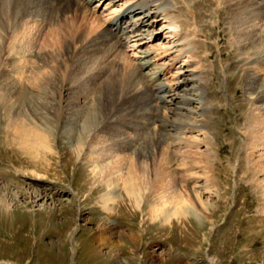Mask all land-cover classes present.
Here are the masks:
<instances>
[{
	"label": "rangeland",
	"instance_id": "1",
	"mask_svg": "<svg viewBox=\"0 0 264 264\" xmlns=\"http://www.w3.org/2000/svg\"><path fill=\"white\" fill-rule=\"evenodd\" d=\"M171 1L178 11V7L183 9L179 14L183 22L191 12L200 25L196 35L199 54L208 55L202 60L207 85L203 102L192 107L205 111L208 116L198 118L202 134L184 135L188 137L185 143L190 145L189 150L169 145L166 151L171 165L196 160L203 165L192 169L177 167L171 174L178 184L187 187L193 185L194 179L203 178L202 182L210 179L211 186L204 184L202 190L210 208L207 217L200 220L193 215H180L170 223L155 221L148 204L138 207L125 191L121 192L113 211L106 212L99 202L101 194L107 191L102 177L90 172L84 160L66 154L69 147L65 136L67 94L62 88L66 84L65 69L72 64L79 70L84 59L72 61L66 54V57L58 54L56 59L66 64L62 72L54 73L46 67L42 72L20 75H17V62H13L7 70L10 74L16 73L8 77H2L4 64L0 62V188L7 198L9 196L12 206L8 214L0 203V264H264V197L250 180L252 173L246 161L249 120L256 107L252 99L262 94L258 87L250 84L247 72L250 64L257 60L262 64L258 76L264 77V40L253 49L244 50L241 38L231 31L232 26L240 28L242 33L245 28L255 31L254 34L262 31L264 7L250 15L238 11L241 15L237 18L229 10L230 0H221V6V1L217 0ZM55 4L54 1L53 6ZM94 4L96 2L88 7L93 8ZM101 6L97 8L98 16L104 11ZM60 7L62 4H56L55 9H36L26 20L9 9L3 15L0 34L5 32L12 39L15 35L40 38L38 43L29 42L30 48L50 51L51 47L41 36L61 28L65 24L59 22L61 20L75 21L74 12L63 18L64 6ZM111 8L117 9L118 5ZM135 14H141V10ZM123 21L131 22V19ZM188 24L189 21L187 27ZM84 34L79 36L92 39L95 35ZM160 34L155 43L167 41L159 40L168 36L166 31L161 30ZM132 50V47H123L116 58L131 60ZM96 54L93 61L92 57L88 59V65H94L103 52ZM179 62L162 77L163 81L176 80L171 76L181 65ZM36 65L39 67L32 61L28 69ZM187 84L186 89H190L192 82ZM60 86L62 89L57 92ZM254 87L256 89H252ZM159 95L165 98L191 96L190 90L180 88L159 92ZM173 103L169 102L168 106L173 108ZM140 105L146 107V112L149 104L143 100ZM173 118L185 117L175 115ZM40 119H44L49 128L54 127L53 134ZM147 130L151 135L153 131ZM179 131L175 130V135L179 136ZM48 141H52L56 149L54 155L41 147ZM185 154L191 158L182 159ZM212 166L216 168V175L210 172ZM38 192L42 195L38 196ZM110 222L115 223L114 232L104 239L106 242L101 241L102 236L100 240L98 234L105 225L110 226Z\"/></svg>",
	"mask_w": 264,
	"mask_h": 264
},
{
	"label": "bare ground",
	"instance_id": "2",
	"mask_svg": "<svg viewBox=\"0 0 264 264\" xmlns=\"http://www.w3.org/2000/svg\"><path fill=\"white\" fill-rule=\"evenodd\" d=\"M54 1L58 6H64L63 18L74 12L75 21L61 20L59 22L65 23L61 28L41 36L51 47L50 51H37L33 46L30 48V43H38L40 38H17L15 35L12 39L5 32L0 34V62L4 64L2 77L16 73L10 74L7 70L13 62H17V75H20L38 70L42 72L46 67L54 73L62 72L66 64L56 59L58 54H66L72 61L84 59L79 70L72 64L65 69L66 84L62 88L67 94L65 136L69 147H66V154L84 160L90 172L102 177L107 191L101 194L99 202L104 210L112 212L114 205L119 203L121 192L125 191L128 199L138 207L148 204L151 218L155 221L170 223L180 215H193L200 220L207 217L210 208L202 190L204 184L211 186L210 179L206 178L204 182L203 178L194 179L193 185L187 187L178 184L171 174L176 172L177 167L192 169L203 165L197 160L189 163L178 161L171 165L170 155L166 151L169 145L179 149L187 147L189 150L190 145L185 143L188 137L184 135L194 132L202 134L198 118L208 116L205 111L192 107L195 103L203 102L207 85L202 60L208 55L199 54L196 28L200 25L197 17L191 12L186 15L187 23L189 21L187 27L186 21L179 18L183 9L178 7L179 12L171 0H0V26L3 15L9 9L26 20L29 13L36 9H55ZM230 1L228 9L237 18V15H241L238 11L250 15L264 7V0ZM94 2L95 7L89 8ZM222 4L221 1L219 5ZM99 5H103L104 11H110H102L98 16ZM113 5H118V8H111ZM186 5L191 9L189 3ZM138 10H141L139 15L135 14ZM126 18L131 19V22H124ZM81 27L82 31L79 30ZM263 27L257 34L247 28L242 33L240 28L234 26L231 31L241 38L240 43L247 50L264 40ZM161 30L166 31L168 36H162L159 40L167 41L155 43ZM87 32L94 33V37L79 36ZM123 47L133 48L131 60L118 61L116 58ZM99 51L103 52L102 57L94 65H88V59L92 57L93 61ZM32 61H36L39 67L36 65L29 70ZM178 61H181L178 63L181 65H177L178 70L171 76L176 80L171 83L163 81L162 77L170 73ZM256 61L248 67L247 75L250 84L258 87L262 94L252 99L256 107L249 120L246 161L248 171L252 173L250 180L254 181L264 197V77L258 76L262 64ZM186 73L190 77L183 76ZM189 81L192 84L190 89H186ZM62 88L60 86L57 92ZM179 88L190 90L191 96L165 98L159 95V92L177 91ZM57 98L54 96L55 100ZM143 100L149 104L146 112V107L140 105ZM169 102H174L173 108L168 106ZM175 115L185 118H173ZM40 121L53 134L54 127L49 128L44 119ZM147 129L153 131L151 135ZM179 129L180 135H175V130ZM41 147H46L49 154L56 153L52 141L42 143ZM184 158L191 157L185 154ZM215 169L210 167L213 175H216ZM1 190V207L9 214L12 208L9 196L7 198ZM114 225V222H110L107 228L105 225L98 238L102 236L100 240L104 241L109 237Z\"/></svg>",
	"mask_w": 264,
	"mask_h": 264
}]
</instances>
